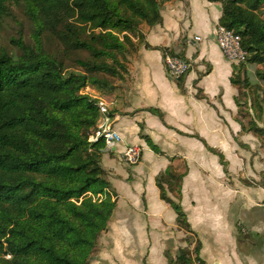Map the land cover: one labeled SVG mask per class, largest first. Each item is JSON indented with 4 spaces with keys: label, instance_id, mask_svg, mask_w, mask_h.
Masks as SVG:
<instances>
[{
    "label": "trees",
    "instance_id": "1",
    "mask_svg": "<svg viewBox=\"0 0 264 264\" xmlns=\"http://www.w3.org/2000/svg\"><path fill=\"white\" fill-rule=\"evenodd\" d=\"M210 1L222 4L219 25L235 30L247 51L231 77L242 131L262 135L264 127L244 121L241 96L252 90L251 106L264 123V0ZM11 4L24 7L34 42L20 36L12 39L17 52L0 51V264H89L117 203L102 164L106 142L89 140L98 99L83 90L90 86L112 98L113 79H126L130 57L144 41L143 25L162 23L163 0H0V20ZM44 37L60 48L48 52ZM162 50L185 58L183 51ZM198 96H204L200 89ZM210 150L227 172L224 155ZM187 172L186 163L170 165L156 183L178 224L192 232L180 202ZM200 247L197 240L192 251L181 249L170 264H206Z\"/></svg>",
    "mask_w": 264,
    "mask_h": 264
},
{
    "label": "crops",
    "instance_id": "2",
    "mask_svg": "<svg viewBox=\"0 0 264 264\" xmlns=\"http://www.w3.org/2000/svg\"><path fill=\"white\" fill-rule=\"evenodd\" d=\"M161 14L162 23L143 25L144 41L130 57L127 81L116 83L110 99L124 142L105 148L102 164L117 204L89 264H170L197 240L206 264H264V186L246 182L258 180L264 157L255 149L258 138L242 131L239 89L231 81L237 64L216 40L222 4L163 0ZM162 48L183 51L191 62L181 81L168 72ZM127 144L142 149L138 163L124 161ZM210 149L224 155L227 172ZM185 163L180 202L192 232L178 224L156 183L170 165Z\"/></svg>",
    "mask_w": 264,
    "mask_h": 264
},
{
    "label": "built area",
    "instance_id": "3",
    "mask_svg": "<svg viewBox=\"0 0 264 264\" xmlns=\"http://www.w3.org/2000/svg\"><path fill=\"white\" fill-rule=\"evenodd\" d=\"M216 40L224 55L229 60L235 64L245 61L247 51L242 47V38L235 30L228 29L223 25H218L216 29ZM164 62L168 72L174 77H180L186 74L191 67V62L189 60L179 57L178 55L166 54L164 56ZM94 97L98 99L100 116L98 125L90 135L89 140L95 142L103 138L106 142V148H116L119 144L124 142V138L114 125V121L118 116L113 115L111 109L113 102L104 97ZM122 155L125 162L136 164L141 159L142 149L137 145L127 144L122 151Z\"/></svg>",
    "mask_w": 264,
    "mask_h": 264
},
{
    "label": "rangeland",
    "instance_id": "4",
    "mask_svg": "<svg viewBox=\"0 0 264 264\" xmlns=\"http://www.w3.org/2000/svg\"><path fill=\"white\" fill-rule=\"evenodd\" d=\"M10 10L11 12H9L8 15H6L2 20H0V51L7 50L9 52H17L18 51L17 46L15 45V43H13L12 39L19 38L21 36L26 41H30L33 43L34 42L33 30L26 16L25 9L22 5L11 4ZM44 39H45L44 43L46 45V49L48 52L54 53L57 51V48H60L59 44H57L54 40L50 38L48 39L46 37H44ZM87 55H88L87 52H83L80 54V56L83 58L87 57ZM133 55L134 53H132V56ZM67 63L68 65L76 66L75 63L72 62V60H68ZM251 79L253 80L254 83L258 81L257 78L254 77V75L251 77ZM113 81L117 83L120 80L113 79ZM125 81H127V77ZM83 91L89 93L91 96L101 95L107 97V92L104 93L100 92L97 89L90 86L85 87ZM246 93L247 94L245 96L244 95H242L243 97L241 96L242 102H244L242 103V111L245 114V118H243L244 121L249 126L248 122L250 120H254L258 125L264 127V123L257 118V113L255 109L251 106L255 94L252 92V90L247 91ZM253 135L258 138V146L255 147V149L259 153V156L264 157V134L262 135L253 134ZM263 171H261L258 180L252 179L251 181L246 180V182H249V184L260 183L264 186ZM262 203H264V201H262ZM98 241H100V239H98Z\"/></svg>",
    "mask_w": 264,
    "mask_h": 264
}]
</instances>
